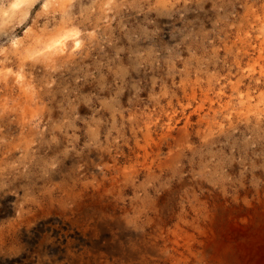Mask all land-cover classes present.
Returning <instances> with one entry per match:
<instances>
[{
	"label": "clouds",
	"instance_id": "obj_1",
	"mask_svg": "<svg viewBox=\"0 0 264 264\" xmlns=\"http://www.w3.org/2000/svg\"><path fill=\"white\" fill-rule=\"evenodd\" d=\"M0 264H264V0H0Z\"/></svg>",
	"mask_w": 264,
	"mask_h": 264
}]
</instances>
